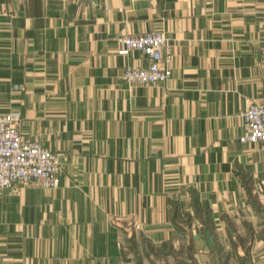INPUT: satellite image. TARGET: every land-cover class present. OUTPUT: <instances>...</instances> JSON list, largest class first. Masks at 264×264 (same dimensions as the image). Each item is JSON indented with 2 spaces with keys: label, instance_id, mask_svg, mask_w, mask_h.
I'll use <instances>...</instances> for the list:
<instances>
[{
  "label": "crops",
  "instance_id": "1",
  "mask_svg": "<svg viewBox=\"0 0 264 264\" xmlns=\"http://www.w3.org/2000/svg\"><path fill=\"white\" fill-rule=\"evenodd\" d=\"M162 31L171 75L121 38ZM264 0H0V113L60 156L0 187V264H264Z\"/></svg>",
  "mask_w": 264,
  "mask_h": 264
},
{
  "label": "built area",
  "instance_id": "2",
  "mask_svg": "<svg viewBox=\"0 0 264 264\" xmlns=\"http://www.w3.org/2000/svg\"><path fill=\"white\" fill-rule=\"evenodd\" d=\"M120 41L119 53L138 49L150 60L144 67L125 68L122 77L127 82L163 81L171 75V44L162 31L126 35ZM242 116L244 130L239 140L264 144V101L249 103ZM18 119V112L0 113V187L34 182L46 187L57 186L59 153L43 146L39 140L24 139L17 125Z\"/></svg>",
  "mask_w": 264,
  "mask_h": 264
}]
</instances>
